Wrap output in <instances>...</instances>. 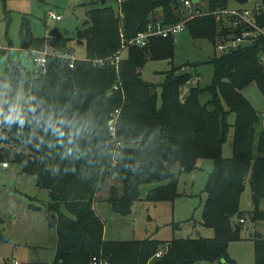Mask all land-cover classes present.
<instances>
[{
    "label": "trees",
    "instance_id": "obj_1",
    "mask_svg": "<svg viewBox=\"0 0 264 264\" xmlns=\"http://www.w3.org/2000/svg\"><path fill=\"white\" fill-rule=\"evenodd\" d=\"M101 1L89 3L94 6L87 11L86 27L78 30V39L86 45L84 60L72 62L67 57L74 51L64 35L61 39L36 38L29 19H24L22 49L44 51L49 46L60 54L47 57L44 74L29 72L14 61L7 64L0 79V88L7 84L0 135L10 150L0 151V162L9 165L13 148H23L14 154V160L24 173L35 177L39 189L49 191V212L56 214L50 227L57 230L58 238L54 264L229 261V245L243 239L245 225L241 220L264 219L260 210L264 199V130L257 133L260 115L243 94L256 84L264 96V35L218 55V44L241 29L219 21L213 13L230 9L231 3L243 5L250 0H200L190 8L185 6L186 0H123L118 9L108 6V0L100 5ZM182 21L192 38L207 39L215 47V56L209 60L214 68L210 86L201 87L198 81L183 94L194 76L174 65L164 72L160 87L143 79L147 62L172 63L176 42L172 35L152 37L145 47L128 45L123 52L126 56L122 54L117 65H93L94 60L113 58L123 42L146 32L151 24L165 27ZM256 21L264 29V13ZM21 85L24 96L19 107ZM205 95L209 98L202 102ZM116 110L120 114L115 134L123 146L114 161L109 122ZM231 114L236 117L234 123L229 122ZM231 129L233 155L226 158L223 146ZM199 160L213 162L204 189L201 222L213 232L211 238H104V222L94 203L112 171L122 182V192L111 187L108 201L114 212L127 216L141 200L143 185H156L144 199L149 203L173 202L181 197L179 176L197 170ZM247 178L252 211L246 213L240 204ZM30 208L39 210L35 205ZM179 228V224L174 226ZM252 236L255 264H264V237ZM0 241H9L2 230Z\"/></svg>",
    "mask_w": 264,
    "mask_h": 264
},
{
    "label": "rangeland",
    "instance_id": "obj_2",
    "mask_svg": "<svg viewBox=\"0 0 264 264\" xmlns=\"http://www.w3.org/2000/svg\"><path fill=\"white\" fill-rule=\"evenodd\" d=\"M93 0H0V79L7 64L11 61L20 63L29 72H38L40 67L34 62V53L21 48V29L24 19L30 21L31 31L36 38H46L55 28L69 39L68 46L74 53L76 60L86 58V45L80 44L78 30L86 27L87 11L94 5ZM258 0H250L246 4L231 3L230 8L251 9ZM200 3V2H199ZM195 4V3H194ZM101 5V2H100ZM107 5L114 9L119 8L118 2L108 0ZM50 13L61 16L60 21L50 18ZM183 22V21H182ZM181 23V22H180ZM264 32V29H263ZM175 55L171 61H149L142 71L145 81L158 85L165 80L164 72L175 67H182L181 72L194 76L187 88L197 85L200 77V86H210L213 81L214 68L209 60L215 56V47L207 39H194L188 32L176 37ZM36 51V50H35ZM48 54L57 55L51 47L45 48ZM126 56V52L123 54ZM7 84L0 88V118L5 100ZM159 88V93H160ZM244 96L252 104L259 115L264 113V96L256 84L244 90ZM24 88L21 85L18 91L19 107L22 104ZM209 96L205 95L202 102ZM235 115L229 116V122H235ZM264 130V120L260 118L257 133ZM10 150L2 144L0 135V151ZM23 148H13L9 160V168L3 167L0 162V230L8 235L9 241H0V264H54L57 230L50 227L56 214L50 213L51 199L49 191L36 186L35 177L23 172L20 163L14 160V154ZM255 144V156L257 155ZM119 155V154H118ZM113 157L115 161L118 159ZM223 155L230 158L233 155V129L227 142L223 146ZM198 169L179 176V192L181 197L175 201L159 202L157 204L144 201L149 190L156 185H143L140 198L133 204L131 213L121 216L111 209L108 201L111 187L115 186L122 192V182L112 171L103 183L96 201L100 205L98 215L103 220L107 241H131L156 238L161 241H170L174 237L211 238L213 232L201 225L206 193L204 192L208 177L213 170V162L199 160ZM176 173L177 169L175 170ZM245 190L241 197V210L252 211V195L250 180H246ZM95 201V202H96ZM95 204V203H94ZM39 207L38 211L30 208ZM65 214L67 211L62 209ZM264 213V199L260 204ZM243 232V239L229 245V261H201L195 264H255V239L251 233L264 237V219L252 221L249 217ZM176 224L179 229H174Z\"/></svg>",
    "mask_w": 264,
    "mask_h": 264
},
{
    "label": "built area",
    "instance_id": "obj_3",
    "mask_svg": "<svg viewBox=\"0 0 264 264\" xmlns=\"http://www.w3.org/2000/svg\"><path fill=\"white\" fill-rule=\"evenodd\" d=\"M122 2L123 0H118L119 5ZM184 3H185V6L189 8L192 6V4H194L193 0H186ZM263 13H264V2H262L261 0L256 1L254 3L253 8L251 9L230 8L227 10L214 12L213 14L216 15L219 21L223 20V21L228 22V24L231 27H233L235 30L241 29L239 34L230 35L225 42H221L218 44L217 54L221 55L226 52H229L233 49L238 48L239 46H242L244 44L254 41L256 38H258L261 35H264L263 28L259 27L256 21V17ZM198 14H201V13L198 12ZM203 14H206V12H203ZM50 18L55 21H60L62 19L61 16L55 15L53 13H50ZM185 30H186L185 22H181L177 25L165 26V27L162 26V24L160 23H156L155 25L151 24L148 27V30L146 32L139 33L138 35L133 37L131 40H129L127 43L123 42L122 49L113 58H110L107 60H103V59L94 60L93 65L94 66H104L109 63L117 65L119 61L121 60L122 54L128 45L145 47L149 43L150 38L152 37H155V36L168 37L171 35L176 37L177 35L185 32ZM32 52L35 55L34 62L40 67V70L38 72L42 74L46 73L47 57L49 55H52V53L48 54V52L46 51H32ZM67 57H70L72 62L75 60L73 56H67ZM263 60H264V57H263ZM119 114H120L119 110H116L112 115L111 121L109 122L110 130L113 134L112 154L114 157H117V155L119 154L120 148H122L123 146V143L116 139V134H115V127H116ZM260 118H263L264 120V113L260 115ZM7 166L8 164L3 163V167H7ZM245 222L246 221L244 219L241 220V223L245 224ZM160 256H161V253L157 254V257H160ZM14 264H18V263L14 262ZM101 264H108V262H102Z\"/></svg>",
    "mask_w": 264,
    "mask_h": 264
},
{
    "label": "water",
    "instance_id": "obj_4",
    "mask_svg": "<svg viewBox=\"0 0 264 264\" xmlns=\"http://www.w3.org/2000/svg\"><path fill=\"white\" fill-rule=\"evenodd\" d=\"M193 2L195 4H198L200 2V0H193ZM106 3L105 0H102L101 1V4L104 5ZM162 8H159L158 11H161ZM49 37H52V38H63V34L61 33V31H59V29L55 28L54 30H52L49 35ZM80 44H83V41H79ZM109 262H112V259L110 258Z\"/></svg>",
    "mask_w": 264,
    "mask_h": 264
},
{
    "label": "crops",
    "instance_id": "obj_5",
    "mask_svg": "<svg viewBox=\"0 0 264 264\" xmlns=\"http://www.w3.org/2000/svg\"><path fill=\"white\" fill-rule=\"evenodd\" d=\"M259 1V0H258ZM198 81H200V77L198 78V80H197V82ZM187 89H189V88H187ZM185 94H186V92H185ZM5 168H9V165L7 166V167H5ZM206 201V200H205ZM99 204L97 203V201L95 202V204H94V208H95V211L97 212V214H98V208H99ZM34 210V209H33ZM34 211H38V210H34ZM247 223V220H246V222H245V224ZM253 235V233H251V236ZM57 243H56V246H57V244H58V238H57V241H56ZM55 249H56V247H55ZM55 254H56V251H55ZM54 254V255H55ZM55 258V257H54Z\"/></svg>",
    "mask_w": 264,
    "mask_h": 264
}]
</instances>
